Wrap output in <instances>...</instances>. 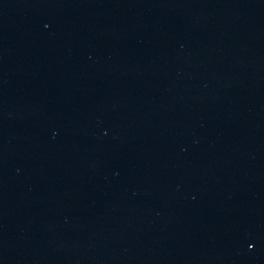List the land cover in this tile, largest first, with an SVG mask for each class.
Instances as JSON below:
<instances>
[{
	"label": "water",
	"instance_id": "water-1",
	"mask_svg": "<svg viewBox=\"0 0 264 264\" xmlns=\"http://www.w3.org/2000/svg\"><path fill=\"white\" fill-rule=\"evenodd\" d=\"M0 264H264V0H0Z\"/></svg>",
	"mask_w": 264,
	"mask_h": 264
}]
</instances>
